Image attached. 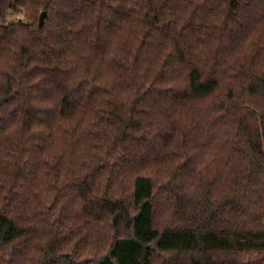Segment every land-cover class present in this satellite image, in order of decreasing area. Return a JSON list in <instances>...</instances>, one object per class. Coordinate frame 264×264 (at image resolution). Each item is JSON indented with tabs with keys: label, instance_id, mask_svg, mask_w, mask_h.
<instances>
[{
	"label": "trees",
	"instance_id": "16d2710c",
	"mask_svg": "<svg viewBox=\"0 0 264 264\" xmlns=\"http://www.w3.org/2000/svg\"><path fill=\"white\" fill-rule=\"evenodd\" d=\"M0 264H264V0H0Z\"/></svg>",
	"mask_w": 264,
	"mask_h": 264
},
{
	"label": "rangeland",
	"instance_id": "374dc122",
	"mask_svg": "<svg viewBox=\"0 0 264 264\" xmlns=\"http://www.w3.org/2000/svg\"><path fill=\"white\" fill-rule=\"evenodd\" d=\"M20 17V14H17L15 12L9 13L7 16L8 21L16 20L17 18Z\"/></svg>",
	"mask_w": 264,
	"mask_h": 264
},
{
	"label": "water",
	"instance_id": "95a60500",
	"mask_svg": "<svg viewBox=\"0 0 264 264\" xmlns=\"http://www.w3.org/2000/svg\"><path fill=\"white\" fill-rule=\"evenodd\" d=\"M45 14H46L45 11H42L40 13V15H39V25L42 24Z\"/></svg>",
	"mask_w": 264,
	"mask_h": 264
}]
</instances>
